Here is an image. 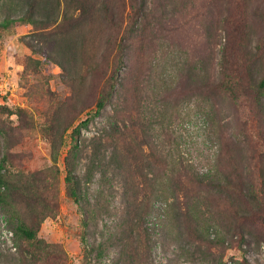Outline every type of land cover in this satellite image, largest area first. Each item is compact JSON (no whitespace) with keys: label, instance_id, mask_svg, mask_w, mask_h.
Returning a JSON list of instances; mask_svg holds the SVG:
<instances>
[{"label":"rangeland","instance_id":"1","mask_svg":"<svg viewBox=\"0 0 264 264\" xmlns=\"http://www.w3.org/2000/svg\"><path fill=\"white\" fill-rule=\"evenodd\" d=\"M29 1L0 0V22ZM109 1L112 16L85 17L37 0L33 20L0 29V103L14 111L1 146L44 180L31 206L0 205V264H264V0H146L135 22L130 0ZM115 36L120 80L94 115ZM223 48L248 85L235 94L217 85ZM20 220L36 241L11 230Z\"/></svg>","mask_w":264,"mask_h":264},{"label":"trees","instance_id":"2","mask_svg":"<svg viewBox=\"0 0 264 264\" xmlns=\"http://www.w3.org/2000/svg\"><path fill=\"white\" fill-rule=\"evenodd\" d=\"M87 1L91 2V0ZM227 1L231 3V0ZM36 2L37 0L29 1L28 10L23 15H20L18 17H13L10 15L5 16L4 19L0 22V29L9 28L10 25L15 21L29 22L33 20L32 16L36 7ZM73 2H77L76 9L81 8V16L87 17L88 15H90L92 13V8H94L98 12L102 11L105 14H110V12H112V5L110 4L109 0H101L100 6L98 7H95V5L88 6L89 3L85 2L84 0H73ZM145 4L146 0H130V14L128 16V19H131L132 22L137 21L139 17L142 16ZM108 43V47L112 50V62L114 63V67L112 68L111 73L106 76L101 87L99 98L96 101L94 115H97L101 112L105 103L113 95L116 85L120 80V69L124 62V49L126 46L125 36L121 37L120 40L115 36L114 41L110 40ZM239 56L240 55H238L237 52H229V50L226 51L224 48L221 53L220 64L221 68L223 69V73L217 85L220 86V88H222L223 90L232 94H235L239 90L244 89L248 86L243 83L242 78L240 77L241 62L238 59ZM257 85L260 88H264V75L259 78ZM13 112V109H11V107H9L6 102L0 103V115H11ZM89 120L90 118H86L85 120H83L80 123L81 126H87ZM12 129L13 127L9 122L0 118V205H10L11 202L16 201L28 207L31 206L32 202H37V184L38 182H44V180L41 177L39 171H14L8 166V162L11 161V157H13V154L9 149H6L5 151L2 149L1 138L5 137L8 141V138H10L11 136L10 132L12 131ZM78 130L79 127H76L73 130V132L71 133L73 134V137L74 133L76 134ZM74 145L76 146V143H74ZM74 145H72L70 151L73 150L72 148L74 147ZM66 178L69 183L71 195L74 196L76 202H78L79 183L77 180V176L68 161ZM240 184H242V177L235 174L234 176L231 175L230 177H228L226 187L237 190L240 189ZM9 222L12 221L9 219ZM11 230L28 241L37 240L36 228L27 225L23 220L18 221L16 226L11 228Z\"/></svg>","mask_w":264,"mask_h":264}]
</instances>
